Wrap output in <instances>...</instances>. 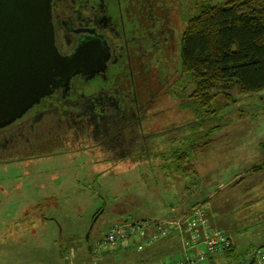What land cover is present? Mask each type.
Here are the masks:
<instances>
[{
  "label": "rangeland",
  "instance_id": "obj_1",
  "mask_svg": "<svg viewBox=\"0 0 264 264\" xmlns=\"http://www.w3.org/2000/svg\"><path fill=\"white\" fill-rule=\"evenodd\" d=\"M228 1L175 0L166 84L155 89L147 111L152 120L145 124V134L157 135L149 137L151 151L140 160L115 162L85 151L79 141H50L29 158L17 154L0 161V264L174 262L182 250L168 241L144 251L131 246L93 255L87 236L96 247L114 225L162 218L174 214L173 207L195 204L202 209L208 204L213 227L235 245V261L250 248L264 247V170L254 171L264 164V90L235 88L228 95L220 86L211 106L202 108L191 98L196 85L182 68L187 21L205 5ZM186 2L189 10L176 13ZM191 145L193 170H170V152Z\"/></svg>",
  "mask_w": 264,
  "mask_h": 264
},
{
  "label": "flooded vegetation",
  "instance_id": "obj_2",
  "mask_svg": "<svg viewBox=\"0 0 264 264\" xmlns=\"http://www.w3.org/2000/svg\"><path fill=\"white\" fill-rule=\"evenodd\" d=\"M175 9V0H53L56 46L65 57L80 52L78 66L21 118L0 127V161L29 158L50 141H79L115 162L140 160L146 137L157 135L145 134V124L155 89L166 84ZM182 10H189L187 2L176 13Z\"/></svg>",
  "mask_w": 264,
  "mask_h": 264
},
{
  "label": "trees",
  "instance_id": "obj_3",
  "mask_svg": "<svg viewBox=\"0 0 264 264\" xmlns=\"http://www.w3.org/2000/svg\"><path fill=\"white\" fill-rule=\"evenodd\" d=\"M181 58L184 75L196 85L191 98L202 108L211 106L218 95L215 90L220 86L228 95L235 88L243 93L264 90V0H229L224 4L205 5L187 23ZM151 144L152 140L146 137L144 155L151 151ZM194 151V145L185 151L180 148L171 151L172 161L167 167L174 172L190 173L194 168L191 160ZM262 170L263 163L254 166V171ZM193 206V209L186 210L173 207L174 214L133 222L143 226L140 239L145 246L141 251L162 240L168 241L171 247L176 244L181 247V256L174 257V262L185 258L194 250L192 226L196 209L201 211L213 229L221 230L213 227L208 204L204 209L197 208L196 204ZM150 240L153 242L148 243ZM87 241L88 247H92L87 250L94 255L96 247L91 245L90 240ZM131 246L138 249L135 244ZM126 248L107 250L105 254ZM233 248L228 254L231 257L235 254V245Z\"/></svg>",
  "mask_w": 264,
  "mask_h": 264
},
{
  "label": "water",
  "instance_id": "obj_4",
  "mask_svg": "<svg viewBox=\"0 0 264 264\" xmlns=\"http://www.w3.org/2000/svg\"><path fill=\"white\" fill-rule=\"evenodd\" d=\"M52 2L0 0V127L21 118L78 66L80 52L65 57L56 46Z\"/></svg>",
  "mask_w": 264,
  "mask_h": 264
},
{
  "label": "built area",
  "instance_id": "obj_5",
  "mask_svg": "<svg viewBox=\"0 0 264 264\" xmlns=\"http://www.w3.org/2000/svg\"><path fill=\"white\" fill-rule=\"evenodd\" d=\"M193 218L195 222L198 221L197 223L193 222L192 226L195 233L194 250L185 258L167 264H264V247L250 248L242 256L240 255L238 261H235L228 255L230 250L234 249L231 238L223 231L213 229L203 218L199 209L195 210ZM142 231L143 226L140 223L114 225L101 240L97 241L95 252L126 248L132 244L142 250L145 246L140 239ZM152 242L150 240L148 243Z\"/></svg>",
  "mask_w": 264,
  "mask_h": 264
},
{
  "label": "crops",
  "instance_id": "obj_6",
  "mask_svg": "<svg viewBox=\"0 0 264 264\" xmlns=\"http://www.w3.org/2000/svg\"><path fill=\"white\" fill-rule=\"evenodd\" d=\"M211 217H212V219H213V217H214V214H212V215H211ZM215 219H216V218H215Z\"/></svg>",
  "mask_w": 264,
  "mask_h": 264
}]
</instances>
